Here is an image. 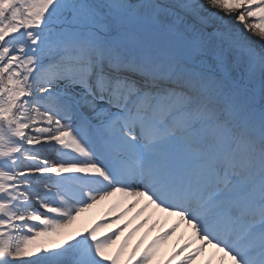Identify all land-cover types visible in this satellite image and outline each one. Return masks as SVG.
I'll return each mask as SVG.
<instances>
[{"label":"snow or ice","instance_id":"6c2138e0","mask_svg":"<svg viewBox=\"0 0 264 264\" xmlns=\"http://www.w3.org/2000/svg\"><path fill=\"white\" fill-rule=\"evenodd\" d=\"M0 264H264V0H0Z\"/></svg>","mask_w":264,"mask_h":264},{"label":"bare ground","instance_id":"6f19581e","mask_svg":"<svg viewBox=\"0 0 264 264\" xmlns=\"http://www.w3.org/2000/svg\"><path fill=\"white\" fill-rule=\"evenodd\" d=\"M107 207L108 205L107 204H101V205H98L95 209H92L90 210L87 214H86V217L84 218L88 223H92V222H95L97 220H101L104 218V214L107 212ZM144 231L145 230H142L140 233H138L135 237H133V241L132 243H135L136 240H138L140 238V236L144 235ZM102 234V233H101ZM156 233L155 232H152L149 236H148V239H151L152 236H154ZM181 234H184V233H180L178 232L177 233V236L174 237V240L175 239H178L179 236Z\"/></svg>","mask_w":264,"mask_h":264}]
</instances>
